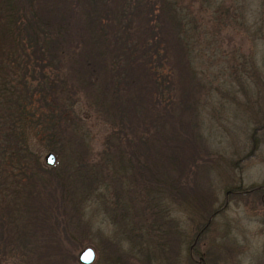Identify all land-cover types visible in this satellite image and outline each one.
<instances>
[{"label": "rangeland", "instance_id": "rangeland-1", "mask_svg": "<svg viewBox=\"0 0 264 264\" xmlns=\"http://www.w3.org/2000/svg\"><path fill=\"white\" fill-rule=\"evenodd\" d=\"M173 1L166 13L177 20L162 17L157 27L168 49L174 110L155 123L150 121L155 107L146 102V75L115 58L110 30L101 43L89 35L97 25L84 2L72 8L69 0H50L55 7L49 17L65 5L72 8L69 15L65 11L57 72L59 99L72 103L61 122L66 151L56 155L50 146L57 145L45 134L39 137L44 109L28 98L17 128L44 180L29 186L25 176L2 174L0 165V218L8 236L0 241V264H26L35 250L43 253L48 239L61 247L53 253H64L54 264H80L77 255L86 246L94 252L90 264H264V3ZM132 28L134 36L135 30L144 32L135 19ZM115 99L128 124L122 145L130 150L120 159L125 174L116 182L119 174L107 173L109 168L101 176L91 170L105 141H116L110 133L120 127L110 125ZM181 100L189 108L179 107ZM5 104L0 98V141ZM142 139H148L147 149ZM49 151L55 155L51 166L43 161ZM80 177L92 188L81 190ZM254 187L259 190L250 191ZM124 200L127 213L115 203ZM156 202L164 222L159 230L148 216Z\"/></svg>", "mask_w": 264, "mask_h": 264}, {"label": "trees", "instance_id": "trees-1", "mask_svg": "<svg viewBox=\"0 0 264 264\" xmlns=\"http://www.w3.org/2000/svg\"><path fill=\"white\" fill-rule=\"evenodd\" d=\"M70 5L77 7L79 2H84L86 12L92 13V24H96V31L93 29L89 33L95 40L107 41L106 28L109 29L108 42L113 47L115 58L118 60H125V65L130 68L139 67L143 74L146 75V85L149 90L146 102L155 107L151 112L150 121H155L166 114L171 117L174 98L173 80L171 73L167 70L169 56L168 49L164 40L159 33L157 27L159 20L164 17L170 23L177 20L171 11L174 6L173 0H69ZM264 3V0H261ZM50 0H0V98L1 102H5L4 118L6 120L4 127V141H0V165L2 174H9L10 176H17L20 174L25 176L29 181V186L33 187L42 185L41 176L35 169V157L28 149V145L21 130L17 128V117L23 118L27 112L26 101L37 102L39 108H43L45 125L43 132L39 137H45L51 144L50 150L56 155L61 156V152L65 149V142L62 136L61 122L65 120L64 115L71 111L72 103L61 101L60 95V78L58 77V70L61 63L62 51L61 40L63 20L66 18L65 13L68 9H72L69 5H65L64 11L59 15L52 17L48 16V12H52L55 6H52ZM252 2V0H249ZM83 4V3H82ZM51 10L38 11L37 7H51ZM172 7V8H171ZM170 9V10H169ZM66 11V12H65ZM167 15H166V14ZM53 14V12H52ZM50 18L56 19V23ZM133 19L137 24L143 26L142 31L132 34ZM140 22V23H139ZM113 24L117 30L113 27ZM137 29V28H136ZM185 54L188 56L189 51L181 47ZM186 63L188 61L186 60ZM185 68L189 70L188 65ZM242 71V70H241ZM65 86V85H64ZM141 101V97L138 96ZM131 101V110L136 109V102L133 96H129ZM115 109L111 111L112 118L110 125L115 122L119 127L118 130L110 132L115 137L116 141L109 137L104 144V150L101 153V160L97 162L91 170L94 174H101L107 172L108 168L111 173H115L118 177H114L113 181L116 182L117 178L120 180L125 174L121 167L120 159L129 155L126 148L122 145L123 136L126 134L125 130L128 124L125 123L123 116L125 112L121 102L115 99L113 102ZM182 109L189 108L185 100H181ZM150 105V108H153ZM174 110V108H173ZM181 110V109H180ZM179 110V111H180ZM41 111V110H40ZM150 113H148V118ZM68 120V119H67ZM132 122L129 120L128 123ZM28 123V122H27ZM66 127V125H65ZM38 134V133H37ZM122 134L121 136H119ZM254 134L250 135L252 147H255ZM149 139V138H148ZM142 139V144L145 149L149 146L146 140ZM150 140V139H149ZM125 143L129 145L126 139ZM124 148V149H122ZM77 152H74V155ZM70 156L71 152L68 153ZM117 163V168L114 169V162ZM130 165V164H129ZM128 166V165H127ZM113 167V169H112ZM68 171L67 169H64ZM134 175L133 172H131ZM32 177V178H31ZM135 177V176H134ZM24 179V180H25ZM22 180V181H24ZM91 181L84 180L80 177V189L89 190L92 188ZM33 187L31 191L33 192ZM47 190V189H46ZM259 187H254L250 191H257ZM118 195V193H117ZM119 196V195H118ZM57 204L62 201L59 193ZM119 204L121 212L129 210L128 202L116 201ZM152 210L148 211V216L153 221V225L159 230L163 225L161 214H159L158 202L154 203ZM5 220L0 218V241L4 237L7 239V227L5 228ZM5 232V235L3 236ZM44 246L43 253L38 250L34 251L33 256L28 259L26 264H40V261H50L51 263L57 262L55 256L60 255L58 258L62 259L64 253H53L55 247L56 252H60L61 247L59 243H48ZM6 244L3 243L2 252H4ZM4 254L0 253V262L4 260ZM22 263H24L21 260ZM44 263V262H43ZM41 263V264H43ZM12 264H21L18 262Z\"/></svg>", "mask_w": 264, "mask_h": 264}, {"label": "water", "instance_id": "water-1", "mask_svg": "<svg viewBox=\"0 0 264 264\" xmlns=\"http://www.w3.org/2000/svg\"><path fill=\"white\" fill-rule=\"evenodd\" d=\"M43 161L46 165L51 166L55 162V155L52 152H47L43 156ZM94 259V252L91 247H84L82 248L78 255H77V261L80 264H90Z\"/></svg>", "mask_w": 264, "mask_h": 264}]
</instances>
